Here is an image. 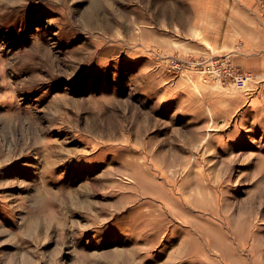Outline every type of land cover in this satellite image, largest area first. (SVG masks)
I'll return each mask as SVG.
<instances>
[{"label":"rangeland","instance_id":"obj_1","mask_svg":"<svg viewBox=\"0 0 264 264\" xmlns=\"http://www.w3.org/2000/svg\"><path fill=\"white\" fill-rule=\"evenodd\" d=\"M0 264H264V0H0Z\"/></svg>","mask_w":264,"mask_h":264},{"label":"bare ground","instance_id":"obj_2","mask_svg":"<svg viewBox=\"0 0 264 264\" xmlns=\"http://www.w3.org/2000/svg\"><path fill=\"white\" fill-rule=\"evenodd\" d=\"M168 213H170V212H168ZM214 254V253H213Z\"/></svg>","mask_w":264,"mask_h":264}]
</instances>
